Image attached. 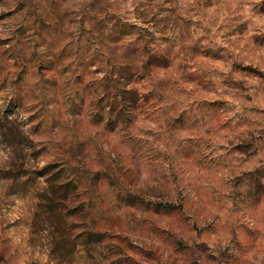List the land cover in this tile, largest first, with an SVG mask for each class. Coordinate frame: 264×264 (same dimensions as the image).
<instances>
[{
  "label": "rangeland",
  "instance_id": "374dc122",
  "mask_svg": "<svg viewBox=\"0 0 264 264\" xmlns=\"http://www.w3.org/2000/svg\"><path fill=\"white\" fill-rule=\"evenodd\" d=\"M0 264H264V0H0Z\"/></svg>",
  "mask_w": 264,
  "mask_h": 264
}]
</instances>
